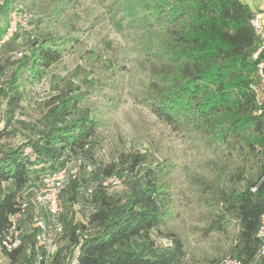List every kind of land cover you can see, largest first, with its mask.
Here are the masks:
<instances>
[{
  "label": "trees",
  "instance_id": "obj_1",
  "mask_svg": "<svg viewBox=\"0 0 264 264\" xmlns=\"http://www.w3.org/2000/svg\"><path fill=\"white\" fill-rule=\"evenodd\" d=\"M13 3L37 10L35 26L46 22L66 33L37 37L34 27L0 43L4 48L18 34L25 35L26 47L14 52L8 70L1 71L6 78L0 96L6 106L0 130V245L11 216L23 230L20 246L0 249L4 259L10 264H35L32 246L38 229L31 228L32 214L37 210L45 222L48 215L33 199L44 180L65 166L92 164L100 133L108 125L96 109L84 104L79 86L68 83L45 102L29 137L14 143L9 130L22 97L17 82L28 74L39 81L79 41L76 33L104 25L125 36L131 53L148 63L150 78L139 102L159 121L183 135L204 134L209 146L240 140L258 154L259 175L229 191L212 192L217 215L211 228L226 232L235 226L237 231L230 253L209 264L226 257L241 264H264V255H259L262 241L257 237L264 201V117L254 114L249 88L257 45L249 6L242 0H0V41ZM88 52L98 54L95 49ZM118 102L107 100L104 109L110 111ZM145 163L143 173L136 172L118 195L109 194L105 184L115 173V164L98 167L102 178L85 187L88 205L81 218L63 222L59 199L67 188L75 193L82 184L77 173L69 177L58 197L59 248L46 264H69L73 256L77 264L186 263L184 241L167 229L178 214L171 207L161 167L156 169L145 153L138 152L120 164L133 172ZM21 201H27L28 207L20 219Z\"/></svg>",
  "mask_w": 264,
  "mask_h": 264
},
{
  "label": "rangeland",
  "instance_id": "obj_2",
  "mask_svg": "<svg viewBox=\"0 0 264 264\" xmlns=\"http://www.w3.org/2000/svg\"><path fill=\"white\" fill-rule=\"evenodd\" d=\"M243 1L253 9L251 0ZM21 5L38 20L37 10L26 3ZM33 24L37 37L66 33V29L57 25ZM24 36L18 34L7 46L0 47V87L6 78L1 71L8 70L14 52L26 47ZM75 36L79 41L39 81L29 74L19 78L17 84L22 97L9 130L14 143L29 137L45 110V102L68 83L79 86L85 94L84 104L106 119L108 125L100 133L94 162L73 167L82 180L80 188L75 193L67 188L59 199L63 222L74 216L81 218L83 207L88 205L84 199L85 187L102 178L98 167L115 164V173L105 184L109 194L118 195L135 173L142 174L147 166L145 163L128 172L126 165L120 163L129 154L145 153L149 163L156 169L161 167L162 180L169 185L171 207L178 215L167 229L184 241L185 264H209L212 259L228 255L237 227L230 226L226 232L211 228L217 215L212 192L229 191L246 178L259 175L262 162L258 154L249 151L240 140L215 147L208 145L204 134L183 135L172 131L139 102L151 72L147 62L131 53L125 36L104 25L93 32L85 29ZM90 49L98 54H89ZM110 99L119 102L114 109L106 111L104 103ZM5 106L6 101L0 96V130L4 127ZM57 239L60 241L61 237Z\"/></svg>",
  "mask_w": 264,
  "mask_h": 264
},
{
  "label": "built area",
  "instance_id": "obj_3",
  "mask_svg": "<svg viewBox=\"0 0 264 264\" xmlns=\"http://www.w3.org/2000/svg\"><path fill=\"white\" fill-rule=\"evenodd\" d=\"M243 1V0H242ZM244 2V1H243ZM253 4L252 12L254 13L250 24L257 36V45L252 53V59L256 61L255 71L252 76L249 88L253 94L257 116L264 117V0H251ZM35 15L27 11L21 3H13L7 12V26L5 33L0 41L3 43L10 39L18 32H29L34 29ZM20 53L18 54V56ZM75 171L67 165L58 172L44 180L43 188L40 193L35 196L33 203L43 208V211L48 215V222H45L38 216V211L34 210L31 219V228L38 229L34 235V244L32 250L34 252L35 264H46L51 260L59 245L56 241V234H60L62 230L61 224L57 221L59 211L58 197L68 183L70 176H74ZM255 187L252 188V191ZM28 207L27 201H21L20 210L17 213L18 218L26 216ZM11 224L2 239L0 249L10 251L17 248L22 243L23 230L19 226L17 219L14 216L10 217ZM257 237L261 239L259 255H264V201L262 212L260 214ZM0 264H10L1 254ZM69 264H77L75 256L70 260ZM218 264H241L236 259L229 257L223 258Z\"/></svg>",
  "mask_w": 264,
  "mask_h": 264
}]
</instances>
